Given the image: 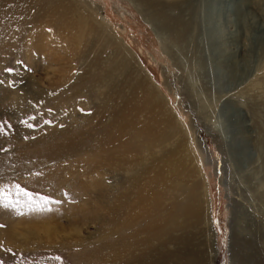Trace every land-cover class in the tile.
Instances as JSON below:
<instances>
[{"label": "rangeland", "instance_id": "rangeland-1", "mask_svg": "<svg viewBox=\"0 0 264 264\" xmlns=\"http://www.w3.org/2000/svg\"><path fill=\"white\" fill-rule=\"evenodd\" d=\"M234 1L264 23V0ZM232 2L164 1L167 28L140 0H0V264L144 263L176 247L148 229L166 211L133 227L125 212L153 175L144 144L164 153L177 123L155 204L194 189L203 264H264V45L249 19L236 29ZM138 65L175 127L143 100Z\"/></svg>", "mask_w": 264, "mask_h": 264}, {"label": "bare ground", "instance_id": "bare-ground-1", "mask_svg": "<svg viewBox=\"0 0 264 264\" xmlns=\"http://www.w3.org/2000/svg\"><path fill=\"white\" fill-rule=\"evenodd\" d=\"M140 1L142 2V7L145 6V7L154 9V11H153L154 14H151L152 13L151 11H150L151 13H149V14L153 15V17H155L156 20L159 19V21H161V25H163L164 27L170 28L172 23H170V24L168 23L165 15H164V9L162 8V6H160V4L165 1L170 8L171 7H177L178 2H180L181 0H140ZM232 1H233L232 5L229 7L233 6L235 11H237L236 13L238 14V15H236V18H235L236 29L239 30L242 28L243 25L246 26L247 25L246 20L249 19L248 21H249L250 26L252 28V34L254 36L253 38L256 39V41H258L264 45V23H260L259 20L257 18H255L254 14H252L251 12H249V14H242L240 6L239 5L237 6L236 3H234L235 2L234 0H232ZM233 8H231V10H233ZM173 27H174L173 29L178 34H182L186 31L187 24H185V23L182 24L180 22H177L175 24V26L173 25ZM235 36L236 35H234V37ZM235 40H236V37H235ZM245 59H247V57ZM235 63H233V64H235ZM229 65H230V63H228L227 66H229ZM236 67H237V65H236ZM228 69L229 68H227V70ZM136 71H137L136 74L139 78L138 79L139 82L146 84L145 85L146 88L143 89L142 95H144L143 100L146 103L151 104L149 106V109H154L156 106L164 107L165 108V114H166L165 124L167 125L168 130L171 127H175L177 125L176 126L177 129L174 130L173 132H171L169 137L165 136V138H167V139H165L164 142H160V143H162L160 145H163V146L166 145L164 153L162 150H157L156 151L157 153H152L151 152L152 149H151V147L148 146L147 143H145L143 146V150L145 151L144 152L145 156H144L143 161L141 163V168L145 173L152 171L153 175L150 177H147L145 179L144 185L141 188H143L144 190L146 188L149 191H152L156 182L159 181V179H160V177H159V172H160L159 164L160 163L158 160L159 159H165L164 155L168 154L174 150L173 147H176V141H172V138H175L176 134H178V130L182 131V129H184V126H182V124H180V123H177L174 126V123L172 121L174 120L175 116H173V112L171 110H169L170 106H167L166 101L159 94V92H158L159 90L155 86L154 82H152L149 79L147 74H143V72H141V67L139 65L136 66ZM232 72L233 71H230V73H232ZM246 74H245V77L247 76ZM239 75H241V74H239ZM235 79L237 80V78L234 77V80ZM163 112H164V110H163ZM234 116H235V119H234L235 122L238 123V120H239L238 116L237 115H234ZM160 145H158V147H160ZM158 147H156V148H158ZM163 162H165V161H163ZM178 167H179V165H177L175 163H172V162L168 163V168L170 171H173V170L177 169ZM141 188H139L140 191H141ZM148 190H145V194L138 195V196L134 197V200L131 199L128 202V208L126 209V212H125V224H126V226L127 227L135 226L134 221H136V220L132 221V219L137 218L139 216V213H141V215L142 214L148 215V214H150V211L153 209L159 210V212L166 211V213H164V215L161 217V219L158 223H155V224H152L149 226L147 224L146 227L148 226L150 234L153 233V236L159 238L158 239V246L163 245V244L166 246L168 242H174L177 246L173 247V248H169L166 246L164 249H161L160 247H158L157 248V254H158L157 258L147 260L144 263H132V264H203V263H205L206 256L203 252V247L200 249H197V248H194V246H195V245H193L194 243L192 244L193 246L190 245L191 247H189V245H188L189 242H191V239L196 238L198 235L200 237V234H201V236L204 235L203 229H202L203 228V226H202V224H203L202 223L203 211H201L202 210L201 209L202 208V202L200 201L201 199H199V197L198 198L194 197V194H195L194 191L195 190L190 189V192H187V196H186L185 200H182L178 205H175L174 201H173L171 203H167V205H165V206L163 205V207H162V205H156L155 204V200L157 198L155 191H152V193L155 194L153 198H151V197L149 198L148 196H146L147 194H150V192ZM176 206H179V208H180L176 214L177 217H180V221H179L178 225H175V226H178L179 228H181V234H179V235H176L173 232L175 226L167 227V223H169V221L173 220V217H174V210L173 209H174V207L176 208ZM120 216H121V213L114 210V212L112 214V218L116 219V218H120ZM143 221H141V224ZM170 223H169V225H170ZM178 243H179V245H178ZM187 245H188V248L185 247Z\"/></svg>", "mask_w": 264, "mask_h": 264}, {"label": "snow or ice", "instance_id": "snow-or-ice-1", "mask_svg": "<svg viewBox=\"0 0 264 264\" xmlns=\"http://www.w3.org/2000/svg\"><path fill=\"white\" fill-rule=\"evenodd\" d=\"M19 186H17V188H18ZM25 195H28V193H24ZM6 198V197H5ZM9 203H11V202H9ZM5 206H8L7 204L5 205Z\"/></svg>", "mask_w": 264, "mask_h": 264}]
</instances>
